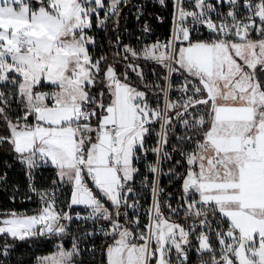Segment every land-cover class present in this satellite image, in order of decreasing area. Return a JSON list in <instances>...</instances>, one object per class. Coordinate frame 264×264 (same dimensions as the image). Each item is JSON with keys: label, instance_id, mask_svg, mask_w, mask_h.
<instances>
[{"label": "snow or ice", "instance_id": "6c2138e0", "mask_svg": "<svg viewBox=\"0 0 264 264\" xmlns=\"http://www.w3.org/2000/svg\"><path fill=\"white\" fill-rule=\"evenodd\" d=\"M126 3L0 0V122L7 131L0 134V145L7 144L25 166L29 190L41 205L31 215L0 213V256H7L16 241L62 236L69 223L83 220L94 226L85 237L102 233L111 241L101 249V264H189L193 247L199 264H264V0H195L192 11L185 10L183 0H173L172 39L139 52L124 46L125 60L143 57L167 70L164 85H149L137 72L145 89L164 94L163 111L159 104L150 106L146 91L127 82V72L122 81L112 64L101 68L104 56L90 54L95 39L87 30L93 16L97 28L112 17L118 24ZM216 5L227 6V12ZM201 26L208 37L194 39ZM144 30L149 31L147 23ZM128 67L136 71L138 66ZM176 72L184 84L180 99L172 101ZM45 84L53 90H37ZM13 104L19 113L14 119ZM173 111L187 133L177 137L188 146L179 150L183 160L176 161L185 167L178 174L182 195L177 207L166 204L165 215L160 159L148 165L157 179L151 182L153 204L145 210L148 222L141 228L138 216L129 219L121 209L137 207L138 201L128 203L139 171L134 163L153 122L162 120L163 131L152 151L172 159L163 146ZM41 165L55 170L51 190L33 183L32 172ZM58 184L70 189L67 208L83 206L86 214L73 217L57 209ZM180 212L184 223L173 219ZM79 255L73 237L71 248L57 244L35 264H76Z\"/></svg>", "mask_w": 264, "mask_h": 264}, {"label": "trees", "instance_id": "16d2710c", "mask_svg": "<svg viewBox=\"0 0 264 264\" xmlns=\"http://www.w3.org/2000/svg\"><path fill=\"white\" fill-rule=\"evenodd\" d=\"M150 24L152 25V30H155V33H166L167 31V22L164 21L163 23L159 24L155 20V16L153 11L150 13ZM123 25L127 27L130 33L135 34L138 32V23L133 22V17L130 16L129 18H124L122 21ZM93 33L97 39V47L89 46L90 53L94 51L96 48L95 55L98 56L99 53L102 54L106 59L102 62L101 68L104 69L107 65L112 64L116 70V73L120 79L124 80L123 73L127 72L128 79L127 82L133 86L138 87L141 91L147 92L148 101L151 107H155L158 104L161 105L163 102V93L160 91L159 88L149 87L145 89L144 83L141 82L139 79L137 72H141L144 75L145 82L149 85L153 84H165V80L163 77L166 75L167 70L162 68V66L158 65L155 61L146 60L143 57L139 59H133L131 56L127 60H125L119 51L116 49L114 45V40L116 36L114 31L112 30V18L107 21L106 26L104 28L96 30L95 21L93 23L92 28ZM253 38H255V33L252 34ZM121 37L126 40H132L134 38L131 35L123 34ZM201 36L195 35L193 38H198ZM204 38V37H203ZM206 39V38H205ZM137 65V70L133 71L131 68L128 67L129 64ZM172 81V89L169 92V96L172 101H177L181 97V92L178 90L181 85L184 84V77L179 73H173L171 76ZM40 90H46L48 87L46 85L38 88ZM95 91V90H94ZM186 98V97H185ZM201 109H203L201 107ZM15 115H19L16 111V105L13 104L12 106V118L14 119ZM172 115V113H171ZM173 117V116H172ZM172 121L174 122L175 119L173 117ZM174 124V123H173ZM153 127L154 130H158L160 127V122H154L150 125ZM173 126V125H172ZM172 128V127H171ZM171 130V129H170ZM178 133L177 128L175 131L168 136V143L167 145L163 146V151L169 153L172 159L163 158V153L161 155V167L163 169L169 168L174 169L173 176H166L165 174H160L158 182L160 188L163 190L161 193V206L162 210L165 215H169L168 209L166 204L168 202H173L170 196L176 197L181 192V185L182 181L178 178V174H182L185 171V167L176 164L177 160H183V158L179 155V150L181 148L188 147L187 145L181 144L176 138L175 135ZM0 134H7L6 128L3 122H0ZM187 133H185L186 135ZM156 134L147 135L145 138L144 147L148 150L154 148L157 144L155 141ZM176 149L175 151L173 149ZM191 149L189 148V151ZM148 160L153 161L155 160V155L147 152ZM25 166L20 163L17 159L16 155L10 150L7 144L0 145V175H4L3 180L0 181V213H4V210H11L13 208L22 206L27 207L26 196L28 191L26 189L27 184V177L25 175V171L23 170ZM139 170L143 172V178L138 181V177L135 176L134 182L130 185L133 187L134 190L140 191L141 193L144 192H151V182L153 181V174H146V180H143L145 177V169L140 167ZM54 176V169H44L38 171V174L35 176V181L37 186L40 187H47L50 185V182L53 180ZM137 178V179H136ZM63 192V191H62ZM66 199L65 197L61 198V193L58 196L59 201H63L62 199ZM133 197L131 196L129 201ZM34 202V201H33ZM150 200H148L147 204L149 205ZM36 209L27 210L21 213L32 214L35 213ZM121 211H127V209H121ZM130 219V216H129ZM173 219L178 220L181 223H184L183 220V212H180L178 216H174ZM121 223L124 222V217H120ZM191 223V221H189ZM92 224L91 221L86 222V225ZM80 222L77 225H70L66 234L62 236H56L52 234H46L44 236H38L34 239H30L28 241H16L13 247L9 250V254L7 256H0V259H3L5 264H32L34 262V258L37 255H43L49 253L52 249V245L55 242L62 241V245L65 247H69L71 243V237L75 233L77 229L82 226H79ZM9 242H11V238H8ZM111 241L105 238L104 240L100 241L99 249L100 252H96L95 254H90L85 257L86 264H101V249L106 243H110ZM215 242V241H214ZM4 243V238L0 237V244ZM193 244L195 245V241L193 240ZM195 247H193L189 252V264L198 263L201 259L199 254L195 253ZM2 251V249H0ZM88 254V253H87ZM208 256H205L204 259H208Z\"/></svg>", "mask_w": 264, "mask_h": 264}, {"label": "built area", "instance_id": "2783aa9c", "mask_svg": "<svg viewBox=\"0 0 264 264\" xmlns=\"http://www.w3.org/2000/svg\"><path fill=\"white\" fill-rule=\"evenodd\" d=\"M209 3H216V0H208ZM108 3V1H107ZM106 3V5H107ZM195 3V0H183L184 8L186 11H192L196 10L193 8V5ZM217 11H222V12H227L228 7L227 6H220L216 5ZM120 17H119V23H115L116 17H112V30L114 31V34L116 36V39L114 40V45L116 49L119 51V53L124 56V46L129 45L133 49L137 50L138 52L141 51L146 45L150 46L156 42H159L161 45H163L165 42L169 41L172 39L173 34H174V13L176 9L173 6V0H164V3L161 4L159 0H127L126 4H121L120 6ZM153 11L155 20L157 23L161 24L164 21L167 22V31L166 33H155V30H152V25L150 24V13ZM139 15V19H137V16ZM213 16V19H216V13L211 14ZM130 16L133 17V22L140 23L138 24V32L135 34H132L129 32L127 27L123 25V20L124 18H129ZM147 23L149 31L145 32L144 30V25ZM188 24L191 25V18H188ZM127 34L131 35L134 38L132 40H126L125 38L123 39L121 35ZM208 30L205 27H200L199 31H194L192 33V36L194 37L195 35L202 36V37H208ZM119 39V43H117V40ZM177 44H179V38H176L175 41ZM38 90V89H37ZM40 91V90H38ZM44 91H49V90H44ZM182 127L183 125L180 123ZM163 131V129H162ZM160 132V131H159ZM178 137V135H177ZM138 159L134 163V167L136 168H146V165H148L147 160H148V155L145 151L141 150L137 153ZM52 168L50 165H41L40 167L34 169V170H44V169H49ZM23 170L26 171L25 168ZM33 170V171H34ZM4 175H0V181L3 180ZM136 177H138V181H140L144 174L140 170L138 173L135 174ZM154 177V176H153ZM53 181V180H52ZM52 181L50 182V185L47 187H40L37 186L35 178H33V183L37 189H52ZM29 181L27 177V184H26V189L28 191V194L26 196V202H27V207H16L11 210H4L3 212H11V211H17L19 213L25 212L27 210H33L34 209V203L33 200L35 198H39L36 193L32 192L29 190ZM65 190H70L68 186L58 184L57 185V191H56V197H57V209L60 210L62 209L63 211H68L70 214L75 217L76 213H81L82 215L86 214L84 207H74L72 209H68L66 203H64L66 200L59 201L58 196L62 191ZM30 198V199H29ZM67 222V221H66ZM80 222L79 226H84V228L80 227L75 231L73 236L71 237V243L69 248H71L72 242H73V237H76L78 242H79V247H80V255L75 258L76 264H86L85 263V257H87L90 254H95L96 252H100L99 245L100 241L104 240L106 237L102 233H98L94 236L91 237H85L83 234L86 231H92L93 230V224L90 225V227H86L85 224L86 222L83 220L77 221L73 220L70 224L71 225H77V223ZM98 226V225H97ZM93 249L95 251H93ZM88 253V254H87ZM36 260L32 264H35ZM175 264V262H174ZM195 264H199L195 263Z\"/></svg>", "mask_w": 264, "mask_h": 264}, {"label": "rangeland", "instance_id": "374dc122", "mask_svg": "<svg viewBox=\"0 0 264 264\" xmlns=\"http://www.w3.org/2000/svg\"><path fill=\"white\" fill-rule=\"evenodd\" d=\"M106 1H108V0H104L105 5H106V3H107ZM99 15L101 16V18L103 17V15H104L103 10L100 11ZM94 18H95V16H94ZM95 20H96V18H95ZM98 29H101V28H97V27H96V30H98ZM87 34H88V36H90V37H94V39H95V43L92 44L91 46H93V47H97V39H96V36H95V34L93 33L92 29L87 30ZM204 38H206V37H204ZM95 51H96V48H94V51L90 53V54L93 56L94 59L99 58V57L102 56L101 53H99V55L96 56V55H95ZM166 75H167V73H166ZM165 84H166V81H165ZM38 90H40V89H38ZM46 90L51 91L50 89H46ZM40 91H44V90H40ZM165 104H166V98H165V96H164V94H163V102H162L161 105H159V107L161 108L162 111H163V109L165 108ZM156 107H157V106L152 107V108H156ZM200 111H203V109H200ZM15 116H17V115H15ZM15 116H14V118H15ZM172 116L174 117V119L176 118V117H175V111L172 112ZM153 123H154V122H153ZM162 123H163V121L161 120V121H160V127H159L158 130H154L153 127L150 126V128H151V130H152V133H153V134H156L155 141H156V144H157V145H156L154 148H157V147L160 146V145H158L157 141H158V140H161L162 137H161V136H158L157 133H162V127H161V124H162ZM173 123H174V122L172 121V124H171V125L169 126V128H168V134H169V131H170V129H171ZM179 126H181V125H180V122H178V125H177V127H176L177 130H178V133L175 135V138H176V139H177V135H178V136H183V135H185L184 127H183V126H182V127H179ZM159 131H160V132H159ZM168 136H169V135H168ZM152 149H153V148H151V149L148 150V151H147V149H146L145 147H144V149H141V150L145 151L146 153H147V152H150L152 155H153V154L155 155V160H153V161H152V160H151V161L147 160L148 165H150V164H155L156 161H157V159L159 158V159H160L159 168L162 170V174H165L166 176H173L172 173H171V174L169 173V170H170L171 167H169V168H165V169H163V167H161V155H162V152H161V153H154V152L152 151ZM141 150H139V151H141ZM139 151H138V152H139ZM138 152H137V153H138ZM148 165H146V168H144L145 171H146V173H145V177H144L143 180H146L145 178H146V174H147V173H148V174L152 173V172L149 171V169H148ZM24 168H25V167H24ZM138 169H139V168H138ZM24 171H25V170H24ZM38 171H41V170H40V169H39V170H34V171L32 172V177H33V178H35V176L38 174ZM152 174H153V173H152ZM25 175H26V177H28L26 171H25ZM153 176H154V177H153V180L157 179L156 175L153 174ZM159 176H160V175H159ZM159 176H158V179H159ZM141 192H142V190H140V191H136V190H134L133 194H131V196H132L133 198L129 201V204H131L133 201H138V204H137V207H136L135 209H133V208H127V213L129 214L130 219H132V218L138 216L139 219H140L141 228H143L144 224H146V223L148 222V218H147V216L145 215V210H146L147 208L151 207L152 204H153V193H152V190H151V192H144V193H141ZM181 195H182V194H180V195H178V196H176V197H173V195L170 196V198L173 200V202H168V203H170V204L172 205V207H177L178 202H179V198H180ZM62 197H63V196L61 195V198H62ZM62 200H66V199L63 198ZM148 200H150L149 205L147 204ZM33 201H34V202H33V203H34V209L38 210V209L40 208V206H41V205H40V202H39V198H35ZM32 214H34V213H32ZM29 215H31V214H29ZM65 223H68V222L65 221ZM69 224H70V223H69ZM70 225H71V224H70ZM90 225H91V224H90ZM90 225H86V224H85L86 227H90ZM82 228H84V226H82ZM57 244H62V241L55 242V243L52 245V249H51V251H49V253H47V254H43V255H37V256L34 258V260H36L37 257H43V256H46V255H50L51 253H53L54 251H56V245H57ZM63 246H64V245H63ZM64 247H65V246H64ZM65 248H67V247H65ZM68 248H69V247H68ZM194 251H195V250H194ZM195 253H196V251H195ZM196 254H197V253H196ZM174 262H175V260H174Z\"/></svg>", "mask_w": 264, "mask_h": 264}, {"label": "crops", "instance_id": "0c3cea01", "mask_svg": "<svg viewBox=\"0 0 264 264\" xmlns=\"http://www.w3.org/2000/svg\"><path fill=\"white\" fill-rule=\"evenodd\" d=\"M106 2H107V1H106ZM92 19H93V23H94V21H95V24H96V20H95L94 16H93ZM121 80L123 81V79H121ZM45 85L47 86V84H45ZM47 87H48V89H50L51 91L53 90L51 87H49V86H47ZM95 91H96V90H95ZM53 169H54V168H53ZM54 179H57L56 174H55V170H54L53 180H54ZM69 191H70V190H65V191L61 192V195L67 199L68 194H69ZM74 207H83V206H74Z\"/></svg>", "mask_w": 264, "mask_h": 264}, {"label": "water", "instance_id": "95a60500", "mask_svg": "<svg viewBox=\"0 0 264 264\" xmlns=\"http://www.w3.org/2000/svg\"><path fill=\"white\" fill-rule=\"evenodd\" d=\"M178 122L179 121L175 118L174 124H173L171 130L169 131L168 135H171L175 131V129H176L177 125H178Z\"/></svg>", "mask_w": 264, "mask_h": 264}]
</instances>
